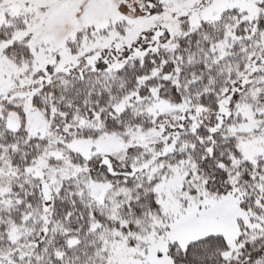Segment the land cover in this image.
Here are the masks:
<instances>
[{
	"label": "snow or ice",
	"instance_id": "snow-or-ice-1",
	"mask_svg": "<svg viewBox=\"0 0 264 264\" xmlns=\"http://www.w3.org/2000/svg\"><path fill=\"white\" fill-rule=\"evenodd\" d=\"M0 264H264V0H0Z\"/></svg>",
	"mask_w": 264,
	"mask_h": 264
}]
</instances>
